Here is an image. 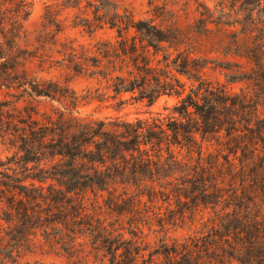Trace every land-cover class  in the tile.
<instances>
[{
    "label": "trees",
    "instance_id": "1",
    "mask_svg": "<svg viewBox=\"0 0 264 264\" xmlns=\"http://www.w3.org/2000/svg\"><path fill=\"white\" fill-rule=\"evenodd\" d=\"M59 6H47L28 51L20 42L30 3L0 0V142L12 151L0 158V264H18L37 237L77 257L71 264L89 256L94 264H264L257 103L251 111L248 95L204 79L209 60L190 59L178 29L112 0ZM33 64L104 81L119 104L179 100L163 118H80L75 110L92 93L38 79ZM230 75L228 84L248 79ZM44 100L61 108L45 109ZM186 227L194 232L183 242L168 236Z\"/></svg>",
    "mask_w": 264,
    "mask_h": 264
},
{
    "label": "rangeland",
    "instance_id": "2",
    "mask_svg": "<svg viewBox=\"0 0 264 264\" xmlns=\"http://www.w3.org/2000/svg\"><path fill=\"white\" fill-rule=\"evenodd\" d=\"M93 2L95 0H80ZM116 3L128 7L139 19L151 20L153 23L161 25L163 28L171 27L178 29L184 37L187 45L189 58L198 60L207 59L208 63L202 69L201 75L210 81L213 86L216 83L224 85L233 94L248 95L252 98L253 104L257 103V110L264 116V59L259 50L264 44V2L258 0H112ZM31 5L30 16L24 24L25 38L20 42L22 49L33 50L37 32L41 28L42 17L47 6L54 9L61 8V0H28ZM73 11L64 10L62 16ZM156 12V13H155ZM72 37H76V31L71 32ZM108 36H111L109 33ZM83 40V39H79ZM260 47V49H259ZM258 52V57L253 54ZM259 61V63H258ZM230 64L228 70L222 69L218 64ZM194 64H199L194 62ZM30 72L41 80H51L61 84L68 83L69 87L79 96H84L88 91L95 99H85L78 105L74 115L80 118H90L97 120H109L119 118L126 121L136 119L163 118L169 114V109L178 103L175 96H161L151 106L146 102L127 101L119 104L115 99L110 98L112 93L106 89L104 81L76 76L64 69L41 68L36 64L29 66ZM242 72L244 77L240 81L228 84L224 75ZM186 86L189 83L178 76ZM259 97V98H258ZM128 99L129 96L125 95ZM256 100V101H255ZM44 108L49 109L50 105L54 108H61L57 102L43 101ZM251 103V102H250ZM167 109V110H166ZM250 117H247V120ZM250 122L249 126H252ZM246 141V139H243ZM213 147H210V151ZM12 153L6 145L0 142V158L9 156ZM246 151L245 155H249ZM262 155V154H261ZM231 156V155H229ZM231 158V157H230ZM143 206L139 207L138 213L142 214ZM163 210V209H162ZM122 223L126 222L129 215H125ZM109 220L114 221L117 215L111 213ZM205 219L211 214L205 213ZM199 229V228H198ZM147 233V231H145ZM193 229L188 227L169 231L170 238H177L183 242L184 238L193 235ZM155 234L149 235L151 243L158 242L154 238ZM37 245L30 252H23L18 259V264L42 263V264H71L77 257H69L64 254L57 246H52L43 241L42 237H37ZM154 244H152L153 246ZM87 251V250H86ZM83 254L78 256L81 257ZM147 254V253H145ZM83 264H94L93 258L89 256Z\"/></svg>",
    "mask_w": 264,
    "mask_h": 264
}]
</instances>
